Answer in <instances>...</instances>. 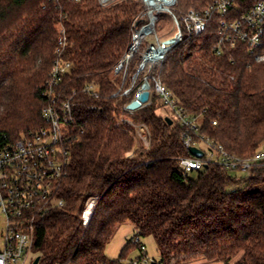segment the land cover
<instances>
[{"label": "trees", "instance_id": "16d2710c", "mask_svg": "<svg viewBox=\"0 0 264 264\" xmlns=\"http://www.w3.org/2000/svg\"><path fill=\"white\" fill-rule=\"evenodd\" d=\"M212 1L178 0L176 8L202 9ZM144 7L143 0L107 6L99 0H0V137L17 139L45 125L43 91L60 36L61 56L72 62L65 90H76L84 103L83 131L72 141L59 190L66 203L36 222L38 264H132L124 262V252L115 259L106 254L128 220L135 234L155 237L157 262L264 264V164L244 177L219 164L185 173L180 158L192 153L179 122L157 113L159 96L153 93L132 112L123 109L133 94L119 91L124 73L115 75L113 67ZM165 23L172 25L167 14L160 16L162 32ZM216 40L213 20L202 34L173 47L152 72L199 117L203 133L233 154L250 156L264 144V59L243 42L218 54ZM258 52L264 53V44ZM139 61L136 56L129 71ZM89 82L100 88L99 98L81 93ZM125 116L147 127L148 145ZM93 195L99 199L84 225L82 213ZM131 245L132 238L123 251Z\"/></svg>", "mask_w": 264, "mask_h": 264}, {"label": "built area", "instance_id": "2783aa9c", "mask_svg": "<svg viewBox=\"0 0 264 264\" xmlns=\"http://www.w3.org/2000/svg\"><path fill=\"white\" fill-rule=\"evenodd\" d=\"M116 1L99 0L104 6ZM143 2L145 7L131 26V41L113 67L115 75L124 73L119 91L127 96L133 94L135 99L141 91L149 90L147 102L156 93L160 101L171 108L175 119L183 127L185 146L189 150L194 146L203 151L201 157L192 154L180 158V166L185 173L209 164L250 173L264 164L263 145L250 156H240L229 152L222 143L203 133L199 117L189 114L172 91L152 72L173 47L202 34L213 20L217 24V40L213 44L216 53L220 54L225 46L235 47L243 42L257 59H264V54L258 52L264 44V0H213L202 9L187 10L176 8L178 0ZM162 14L169 15L172 21L165 32H162L163 25L159 24ZM64 38L60 36L59 45L63 44ZM59 45L43 91L47 98L41 112L45 125L17 139L6 135L0 137V210L6 216L0 264H34L32 254H35L37 220L66 203L59 190L68 174L72 141L79 131H83L80 112L84 103L78 98L76 90H65L64 80L72 62L61 56ZM136 56L140 57L138 66L129 71V65ZM81 93L97 99L100 88L95 83H85ZM128 103L124 104L123 109L134 111L127 108ZM122 119L135 126L137 137L143 138L145 145L149 144L145 125L134 123L128 116ZM213 123L217 121L213 120ZM98 199L96 195L87 199L82 213L84 225L90 222ZM132 242L141 250V255L134 258L132 264H166L148 259L139 234L132 237Z\"/></svg>", "mask_w": 264, "mask_h": 264}, {"label": "rangeland", "instance_id": "374dc122", "mask_svg": "<svg viewBox=\"0 0 264 264\" xmlns=\"http://www.w3.org/2000/svg\"><path fill=\"white\" fill-rule=\"evenodd\" d=\"M163 15V14H162ZM166 28H169V23H165ZM129 45V44H128ZM264 54V53H263ZM157 113L161 115H171L175 118V115L171 108L167 105H160L157 108ZM139 140L143 141V138L138 137ZM145 144V142H144ZM264 147V144H263ZM232 174H237L238 176L244 177L248 176L250 173L249 171H243V170H233L231 171ZM195 174V172L193 173ZM6 231V216L4 213L0 210V247L2 246L3 242V235ZM135 235V226L131 221H126L122 223L116 230L114 236L110 240V242L107 244L106 247V254L110 259L118 258L121 253L124 252V262L129 263L130 260H133L134 258L141 255V250L139 246L135 243L131 245L128 249L124 250L125 245L127 244L128 240L132 238ZM142 243L145 245L147 257L151 262H154V259L159 261L160 254L157 247L156 239L153 235H147L141 237ZM34 257L37 256V254H32ZM183 264H224L221 261H208L205 259H196L191 260L189 262L183 263Z\"/></svg>", "mask_w": 264, "mask_h": 264}, {"label": "water", "instance_id": "95a60500", "mask_svg": "<svg viewBox=\"0 0 264 264\" xmlns=\"http://www.w3.org/2000/svg\"><path fill=\"white\" fill-rule=\"evenodd\" d=\"M149 97H150L149 90H143L137 95V97L135 99L131 100L127 104V108L130 110H136V109L142 107L143 103L147 102ZM166 119L169 121V123L173 122V120L170 117H166ZM190 152L197 157H201L203 155V151L197 147H194V146L190 147ZM39 261H40V256H36L33 263L38 264Z\"/></svg>", "mask_w": 264, "mask_h": 264}]
</instances>
